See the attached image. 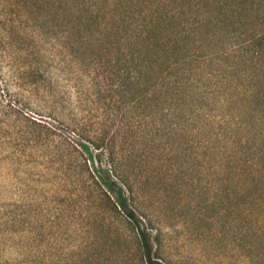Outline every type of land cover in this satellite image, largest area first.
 <instances>
[{
	"label": "rangeland",
	"instance_id": "374dc122",
	"mask_svg": "<svg viewBox=\"0 0 264 264\" xmlns=\"http://www.w3.org/2000/svg\"><path fill=\"white\" fill-rule=\"evenodd\" d=\"M17 19L11 36L0 32V264H140L132 239L137 225L148 228L159 264H264V195L262 215H246L244 204L237 215L234 206L235 191L250 183L244 177L215 181L228 194L204 193V181L186 167L183 178L163 186L172 164L160 150V158L143 156L128 166L142 180L152 173L139 201L128 200L126 212L139 202V221L112 210L105 192L113 201L115 194L102 179L129 192L90 139L111 125L121 105V52L104 31L71 26L70 50L62 40L26 37L24 19ZM34 42V52L44 55L39 65L27 51ZM29 62L38 69L26 68ZM178 159L184 165L186 155Z\"/></svg>",
	"mask_w": 264,
	"mask_h": 264
},
{
	"label": "trees",
	"instance_id": "16d2710c",
	"mask_svg": "<svg viewBox=\"0 0 264 264\" xmlns=\"http://www.w3.org/2000/svg\"><path fill=\"white\" fill-rule=\"evenodd\" d=\"M17 18L24 19L26 37L50 45L58 39L72 50L71 28L84 27L104 31L106 42L121 52V105L111 125L90 139L107 172L129 192L102 179L115 194L113 201L105 192L112 210L139 221V202L126 212L128 200L139 201L152 173L142 180L137 167L128 166L163 155L172 164L163 186H173L186 167L204 181V193L228 194L215 181L236 184L244 177L250 183L235 191L237 215L246 208V215H262L264 0H0V32L11 36ZM36 47L31 43L27 51L37 54V63L44 55ZM182 154L184 165L177 163ZM250 184L253 190L243 192ZM147 229L133 230L138 261L159 264Z\"/></svg>",
	"mask_w": 264,
	"mask_h": 264
}]
</instances>
